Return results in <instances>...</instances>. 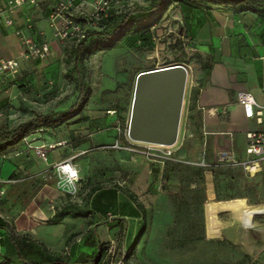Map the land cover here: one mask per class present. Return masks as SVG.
I'll return each instance as SVG.
<instances>
[{"label": "crops", "instance_id": "obj_1", "mask_svg": "<svg viewBox=\"0 0 264 264\" xmlns=\"http://www.w3.org/2000/svg\"><path fill=\"white\" fill-rule=\"evenodd\" d=\"M6 2L0 0V4ZM57 2L44 0L16 9L12 15V26L0 20V59L20 56L22 44L17 30L24 29L37 42L48 43L51 54L46 59H20V71L23 64H35L37 68L48 66V70L60 65L69 52L70 43L75 40H60L55 35L49 15ZM211 7L230 6L203 7L198 9L203 11L201 13L192 11L189 18H184L185 25L181 29L183 32L185 29L199 47L206 46L210 52L205 60L209 68H204L205 62L200 63L192 74L185 96L179 139L174 146L178 148L174 150L184 154L189 144L195 143L200 146L201 155L194 162H189L202 165L204 161L206 166L222 171L218 176L223 187L221 193L237 198L217 202L245 199L252 206L264 205V161L251 169L218 164V155L224 150H232L241 162L251 159L247 152V133L264 130V116L263 123H259L256 117H246L237 98L240 91L249 90L264 106V20L255 14L236 13L233 9L225 15L213 14ZM182 16L179 10L177 18ZM167 21L165 16L156 30L165 26ZM118 46L129 49L122 42ZM184 64L191 74V65ZM116 111L96 112L90 108L86 113L84 109L81 115L67 124L31 132L28 139L36 137L32 146L46 145L48 149L49 144H58L57 148L48 149L47 160L33 148H28L24 140L9 152L23 149L21 154L0 155V218L9 226L0 227V263L16 255L11 234H29L44 243L51 252L75 261L93 251L83 243V236L90 227H94L103 244L104 236L108 237L110 231L113 235L122 233L121 243L128 248L137 235L130 233V224L140 229V236L144 224H154V213L160 212L154 208L159 198L150 196L157 195L149 193V199L144 200L141 194L129 187L127 171L123 175L112 171L116 163L120 169H127L132 164L128 160L129 155L134 158L133 151L110 147L118 136L114 127ZM97 133H101L98 139ZM113 154L117 162L113 161ZM66 160H71L79 172L80 197L77 201L82 204H76L58 187L56 165ZM228 167L237 173L231 176L223 173ZM213 176V173H205L200 176L184 174L182 177L213 180ZM141 181H149L145 190L153 189L151 176L143 174ZM212 188L215 191V183H212ZM129 193L135 195L143 210L137 207ZM167 219V224H170V218ZM122 226H125L123 232Z\"/></svg>", "mask_w": 264, "mask_h": 264}, {"label": "rangeland", "instance_id": "obj_2", "mask_svg": "<svg viewBox=\"0 0 264 264\" xmlns=\"http://www.w3.org/2000/svg\"><path fill=\"white\" fill-rule=\"evenodd\" d=\"M144 3L145 0L124 1L125 8H134ZM211 8L213 14L225 15L232 11L231 7ZM179 10L181 8L175 3L166 15L169 21L155 31L154 50L116 46L90 54L86 60L93 94L85 112L90 108L96 112L116 109L114 115L117 122L114 127L120 142L128 143L136 79L140 72L186 62L192 68L188 75L187 92L195 67L208 59L210 49L199 47L185 29L181 31L185 25L184 18H189L190 12H182L183 16L179 19ZM74 44L70 43L68 51ZM68 55L67 52L64 61L52 70H48V66L37 68L35 64H23L13 82L6 86L0 85V124L13 127L38 113L68 109L75 102L76 83L67 76V68L70 66ZM100 134H96L97 139ZM145 145L155 152L162 149L157 144L134 141L133 146L139 152H134V158L129 155L128 160L132 164L127 169H120L116 163L112 171L121 172L122 175L127 171L129 187L141 194L144 200L149 199V193L156 194L150 197L159 198L154 208L160 212L154 213V224H146L142 236L139 234L140 229L130 224V233H137L140 241L127 257L124 253L128 248H124L121 243L122 233L113 235L110 231L108 237L104 236L102 263L264 264V215H257L253 226H244L234 220L229 211L214 214L212 203L226 197L221 193L223 187L218 181L222 171L189 162H194L201 155L200 146L191 143L185 153L180 154L174 150L178 148L174 145L172 149L175 160H166L165 165H162L141 152ZM112 158L117 162L114 154ZM205 173H213V180L199 177L188 180L182 177L184 174L200 176ZM223 173L231 176L237 172L228 167ZM143 174L152 177L153 189H144L149 181H141ZM212 183H215V191ZM137 184L140 185L137 187ZM79 197L80 193L74 198L76 204H82L77 201ZM167 217L170 218V224H167Z\"/></svg>", "mask_w": 264, "mask_h": 264}, {"label": "trees", "instance_id": "obj_3", "mask_svg": "<svg viewBox=\"0 0 264 264\" xmlns=\"http://www.w3.org/2000/svg\"><path fill=\"white\" fill-rule=\"evenodd\" d=\"M145 2L122 13L112 9L100 28L90 26L85 28L83 36L78 41H74L75 44L68 52L67 58L70 64L67 76L76 83L75 102L68 109L38 113L13 127L0 124V155L8 154L37 128L61 125L81 115L93 94V86L88 78V69L85 64L88 56L97 51L114 48L121 42L132 49L154 50L157 25L175 3L179 5L182 12H192L209 6H230L236 13H251L264 20V0H145ZM204 68H209L207 62ZM129 196L138 208L144 209L133 193H129ZM232 198L237 197H223L220 200ZM7 224L0 218V227L9 228ZM124 229L125 226H122V232ZM11 239L16 255L14 258H6L0 264H103L104 244L101 243L94 227H90L83 236V243L93 251L81 255L75 261L51 252L44 243L35 240L29 234H11ZM139 241L138 235L125 251V257Z\"/></svg>", "mask_w": 264, "mask_h": 264}, {"label": "built area", "instance_id": "obj_4", "mask_svg": "<svg viewBox=\"0 0 264 264\" xmlns=\"http://www.w3.org/2000/svg\"><path fill=\"white\" fill-rule=\"evenodd\" d=\"M44 0H7L5 4H0V20H4L6 25L14 24L13 13L16 9L27 4H38ZM125 0H58L52 9L49 20L54 28L55 35L60 40L73 39L78 41L84 34L87 26L100 28L104 20L109 16L110 10L114 9L117 13H122L129 8H125ZM90 6V9L89 7ZM28 27H31L29 24ZM182 31V30H181ZM21 39L22 51L17 58L0 59V84L13 82L20 73V59L40 58L46 59L51 54V47L48 43L37 42L32 36L26 34L24 29L17 30ZM189 73V68L183 64ZM238 103L243 107L245 116L248 118L256 117L259 123H263L264 106L258 102L254 94L249 90H242L237 95ZM43 131L44 127L35 129ZM33 138V140H35ZM128 144L119 140L115 141L110 147L125 149L133 152L139 150L133 146L134 141L127 134ZM26 137L24 139L28 148H33L35 152L44 160L48 159V149L57 148L58 144L32 146V141ZM247 152L251 159L241 162L232 150H224L218 155V164L227 166H243L245 169H251L264 161V130L250 131L247 133ZM177 144V143H176ZM175 144V145H176ZM160 152H155L151 147L144 146L141 152L154 161L165 165L166 160H175L173 146H164ZM24 150H17L14 153L5 154V156L19 155ZM206 166L205 162L201 163ZM59 176L58 187L73 200L77 198L80 192V176L75 164L71 160H66L56 165Z\"/></svg>", "mask_w": 264, "mask_h": 264}, {"label": "water", "instance_id": "obj_5", "mask_svg": "<svg viewBox=\"0 0 264 264\" xmlns=\"http://www.w3.org/2000/svg\"><path fill=\"white\" fill-rule=\"evenodd\" d=\"M188 75L180 63L138 74L128 131L133 141L164 146L178 142Z\"/></svg>", "mask_w": 264, "mask_h": 264}, {"label": "bare ground", "instance_id": "obj_6", "mask_svg": "<svg viewBox=\"0 0 264 264\" xmlns=\"http://www.w3.org/2000/svg\"><path fill=\"white\" fill-rule=\"evenodd\" d=\"M212 211L218 215L221 211H229L233 219L244 226H253L257 215H264V205L252 206L244 199L212 203Z\"/></svg>", "mask_w": 264, "mask_h": 264}]
</instances>
